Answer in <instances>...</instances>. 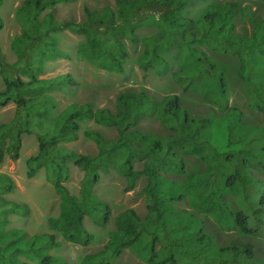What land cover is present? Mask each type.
Here are the masks:
<instances>
[{
	"label": "trees",
	"instance_id": "1",
	"mask_svg": "<svg viewBox=\"0 0 264 264\" xmlns=\"http://www.w3.org/2000/svg\"><path fill=\"white\" fill-rule=\"evenodd\" d=\"M67 1L71 0L23 1L18 11L29 23V31L26 40L18 38L14 42L18 43L16 51L25 62L29 80L4 76L5 89L0 91V105L9 101L16 104L13 120L0 124V161L5 155L12 159L19 157L21 135L31 131V112L46 118L51 132L37 135L38 151L26 159V175L31 178L39 169H46L49 181L60 196V212L57 216L47 217L51 233L34 234L24 245L13 246L15 240L24 237V231H3L7 213L27 216L30 207L25 202L7 198L15 183L8 174L0 172V248L9 254L14 251L29 254L39 264H65L63 258L47 251L49 247L59 246L57 235L70 243L88 245L93 234L84 226L85 216L92 217L101 226L108 223L111 208L98 199L94 186L100 182V170L113 168L124 176L126 190L132 189L141 175L145 177L142 191L146 196L148 215L141 219L132 208L121 212L115 220L116 229L110 232L104 246L93 254H86L78 264H111L125 248L132 249L152 264H255L254 245L250 241L234 238L229 244L218 243L207 233L204 220L197 216H212L223 230L235 228L242 235H251L258 230L264 232V178L253 174V171L264 174V127L251 125L248 128L241 123L242 111L227 104L224 74L216 63L204 53L190 51L189 55L197 65L196 74L174 73L173 76L184 81V89L205 79L203 86L198 88L199 94L215 103L226 119L222 144L213 139L216 133L212 129L214 121L190 116L174 93L157 102L143 90L123 91L116 98V111L109 108L93 110L86 105V109H65L52 116L46 103L55 109L53 99L41 91L58 84L76 85L78 82L69 73L50 79L38 78L35 71L41 72V61L38 59L34 64L32 50L37 49L42 54L49 51V60L58 56L68 58L67 53L55 46L50 32L69 30L85 36L78 46L81 55L98 67L123 72L127 51L120 37L127 35L136 41L132 20L139 9L161 2L160 23L177 29L179 40L214 41L223 50L237 55L240 61L238 73L248 93L249 106L264 117V14L261 17L251 15L247 5L224 0L208 4L195 21L183 14L190 0H118L116 12L110 8L85 7L87 17L84 21L54 19L55 7ZM258 1L264 3V0ZM46 9L49 11L44 19H39L38 15ZM237 11L251 19L247 34L235 36L232 33ZM189 27L193 30L187 33ZM159 43L156 38L145 41L138 58V65L143 70L153 68L165 73L168 63L157 54ZM40 46L44 47L38 49ZM0 66L16 67L1 60ZM38 96L44 102L40 108L31 111ZM155 115L166 127L165 134L142 132L134 127L141 118ZM86 119L113 126L117 131L115 138H107L95 129L83 131L96 143L98 151L94 156L60 145L76 140L79 121ZM182 154L194 155L204 161V170L186 173ZM140 161L143 166L136 169L134 164ZM69 163L83 171L78 196L71 194L63 184L69 178ZM167 173H185V176L178 180L166 176ZM225 193L232 196L235 209L226 202ZM179 202H187L189 208L176 211Z\"/></svg>",
	"mask_w": 264,
	"mask_h": 264
},
{
	"label": "rangeland",
	"instance_id": "2",
	"mask_svg": "<svg viewBox=\"0 0 264 264\" xmlns=\"http://www.w3.org/2000/svg\"><path fill=\"white\" fill-rule=\"evenodd\" d=\"M24 0H0V60L8 64H14L15 68L0 66V91L5 89L4 76H19L28 82L29 72L23 58L19 57L16 51L18 43L16 39L26 40L25 36L29 31L24 15L18 11ZM118 0H71L58 4L53 16L56 20L72 19L75 21L86 20L85 7L94 10L110 8L115 12L118 9ZM224 0H190L183 10L184 17L197 20L208 4L217 3ZM230 1V0H229ZM241 5H247L251 15L262 16L264 14V3L258 0H233ZM162 10V3L149 4L139 9L132 20L134 31L137 36L136 41L130 40L127 35H122L127 51L124 59L123 72L110 71L96 66L88 60L86 56L78 52V46L84 42L85 36L81 33H74L69 30L50 32L51 40L55 46L68 54V58L54 57L49 60V51L44 54L37 49L32 50L34 64L36 60L41 61V72H36L38 78H55L61 74L69 73L78 82L76 85L58 84L49 90H42L48 94L56 106L51 108L50 103H46L48 110L52 111V116L60 114L65 109H86V105L93 110L98 108H109L116 111L117 96L123 91H145L157 102L170 93L177 94L180 104L186 109L188 114L197 119L207 118L214 121L212 129L216 130L215 137L217 143L222 144L224 140L225 116L218 109L217 105L199 94V87L203 86L205 79L197 81L192 87L184 89V81L175 79L173 74H196V64L189 55L190 51L204 53L212 62L218 65L223 72L226 90L227 104L236 106L242 111V121L246 127L263 126L264 117L261 112L249 106V96L243 85V81L238 73L239 58L214 41L205 42L192 41L183 42L178 39L177 29L161 25L159 13ZM49 10L46 9L38 15L43 20L44 15ZM165 27V28H164ZM251 29V19L247 15H242L239 11L235 13V27L233 35L249 33ZM193 27L186 29L189 33ZM177 37V38H176ZM156 38L159 40L157 54L168 63L165 73H160L149 68L143 70L138 65V58L142 55L146 40ZM49 39V38H48ZM45 40V38H43ZM44 46L38 47V49ZM36 66V65H34ZM196 86V88H194ZM44 101L39 96L31 111L42 106ZM16 113V104L9 101L5 105H0V124L11 122ZM31 131L21 135V147L17 159L9 158L5 155L0 161V172L8 174L15 183L14 190L7 195L8 199L17 202H25L30 207V213L22 216L14 212L7 213V222L3 226V231L22 230L24 237L17 239L13 246L24 245L34 234L51 233L52 230L47 224V217L57 216L60 212V196L53 184L48 179V172L45 168L38 170L35 176L29 178L26 175V159L38 151V134L47 135L51 132V127L47 125V119L35 115L31 112ZM38 122V125L36 124ZM135 128L142 132H153L163 135L167 132L166 127L160 121L159 116L143 117ZM85 129H95L107 138H115L117 131L113 126L98 124L90 119L79 121L78 138L74 141L61 142L64 148L76 152L94 156L98 148L95 141L86 137L83 133ZM252 130L250 129L249 132ZM261 142V141H259ZM187 165L186 173L201 172L204 170V161L194 155L182 154ZM143 162H136L134 167L141 169ZM69 178L63 184L69 192L75 196L80 193V182L83 171L76 165L69 163ZM100 182L94 186V193L98 199L107 203L111 208V216L104 226L95 223L90 216L83 219L85 228L93 234V240L88 245H79L67 242L60 235L56 236L59 246L49 247L47 253L61 257L65 264H78L86 254H93L100 250L106 243L110 232L116 229L117 216L128 208L136 211L141 219H146L148 215L146 196L142 191L146 179L141 175L135 182L132 189L126 190V181L123 175L113 168L99 171ZM258 177H263L259 171H253ZM166 176L181 180L184 174H170ZM226 202L232 209L236 208L232 196L224 194ZM189 208L187 202H179L177 210ZM205 222L207 233L218 243L229 244L234 238L250 241L254 247V263L264 264V232L258 230L251 235H242L237 229L223 230L212 216L197 214ZM12 245L10 247H12ZM4 250V249H3ZM0 248V264H39L31 255L26 253L12 252L5 253ZM111 264H152L140 258L132 249L125 248ZM184 264V263H180Z\"/></svg>",
	"mask_w": 264,
	"mask_h": 264
}]
</instances>
